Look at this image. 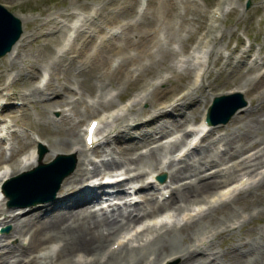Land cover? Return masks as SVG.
Returning <instances> with one entry per match:
<instances>
[{
  "label": "rangeland",
  "instance_id": "1",
  "mask_svg": "<svg viewBox=\"0 0 264 264\" xmlns=\"http://www.w3.org/2000/svg\"><path fill=\"white\" fill-rule=\"evenodd\" d=\"M140 1L142 0H0L2 4L21 18L23 26L21 37L16 43V48L13 49L12 52H7L0 57V100L6 103V106L0 111V122L4 119H11L13 122V130L8 132L7 139L5 141L0 140V163H5L6 161L10 162L13 156L14 158H22L21 156L27 152L29 145L32 143L31 138L33 134L37 135L41 143L45 146L42 161L46 162L50 160L57 153H67V151L69 152L71 149L70 144L73 143L71 141L72 139L74 143L76 140L79 142V136L84 121L94 117V115L96 116L99 112L105 111L107 112V116H109L108 120L101 125L98 133V144L91 153L88 152L85 155L86 159L81 165L84 166L83 168H87L90 171L99 170V173L96 175L101 173L125 172L127 164L124 162L127 161V157H121L112 151V147L117 143L116 135L119 134L124 137H129V135H131L133 140L140 142L143 129H137L135 126H132V131L130 130L131 132L125 134L124 131H120V127H122L121 124L131 126L134 124L135 120V122L138 123L141 118L143 119L153 112L151 108H153L152 106L154 103L157 104L156 102L160 100H166L167 97L170 99L171 96V101L179 99V96H182L180 91L185 89L186 94L180 101L178 100L179 102H176L178 104L176 109L169 110L167 114L158 115L155 118V122L144 129V131H147V134L154 133L157 140L155 142L151 141L152 144H150V141L148 143L142 141L137 145L138 149H136L135 154L132 153V156H136L139 151L143 154H147L149 150L151 152V148H155L159 144L161 149H158L159 151L155 150L157 151L155 152L156 159L159 163L157 164L158 168H160V166L163 167V170L166 172L165 179H167L166 181L168 182L167 174H169L172 168L180 166L184 162H188L189 159L193 161L201 152L200 150L206 148L207 145H210L212 152L216 153L215 158L217 160V156L223 152V149L226 147L224 140H226V138L235 139L237 145L240 144L239 146L241 148L233 155L234 157L232 156L233 158L231 159H220L218 163L216 161L212 166L208 165L207 168L202 171V175L203 172L204 174L217 173V179L223 181L226 179V175L222 174V172L218 174V171L223 169L221 167L225 169L230 168L228 173L229 171L232 173V168L229 167L230 165L244 162L246 168L240 169L234 174V176L236 175V179L241 177L238 185H240V180L243 181V184H241V187H236L232 190L223 186L219 187L214 190L215 192L213 191L209 197L200 201L203 209L198 212L195 216L196 219L194 218L192 222L198 223L205 220L206 224H201V226L198 227L199 231L192 234L190 238H186L182 245L186 244L192 246V248L195 247L192 242L193 238L197 236L200 237L203 233V239H205L209 245L205 244V247L202 246V248H205V251L210 249L212 252L214 251L215 254L217 253L216 257L219 261L224 260L223 262L227 264L229 258L235 261L237 259L236 256L244 255L245 257L241 258V262L247 264L248 258L258 255L259 250L257 245L264 241V186H261L264 184V127L260 125L258 129L256 128L255 132H249L247 136L243 135L244 131H246L244 128V126L246 127V122L253 117L259 116L263 111V108L260 106L262 104H260L257 97L259 88L264 83V0H249L250 2L248 5L246 3L247 0H144L145 7L139 6L138 3H140ZM159 11H161L160 14ZM214 11L216 12L215 15H213ZM147 13H149V15ZM160 15L162 16L160 17ZM147 19L148 21L145 22ZM128 27L132 28L129 31H124ZM137 28L140 30H144L145 28L148 30L153 29L150 33L154 35V37L151 36L152 46H150L151 42L146 45V51L151 49L152 53L147 52L149 55L144 57L145 60L139 57V61L130 59L134 55L136 49L133 47L131 49V46H124V37L122 36L128 35L127 37L136 43L140 39V32ZM174 35L176 39H174ZM114 36L116 37V44L120 47L116 45L112 50L107 51L101 65L90 72L91 69L88 68L87 64L83 63L84 56L81 58L77 57L84 41L86 39V41L89 40L88 47L90 48L88 50L93 54L92 58L95 59L100 49L103 48L102 41L105 38L109 39ZM121 38L122 41L120 40ZM124 56L129 57L130 60H126ZM123 64L125 66H123ZM53 65L58 67L59 72ZM143 66H145L144 69ZM127 70H129V74H127ZM106 72L115 73V79L112 82H109L106 77L103 79V75ZM124 72H126L127 75H125ZM42 73L46 76L45 78L42 76ZM92 73L94 74L92 75ZM178 73L179 75H177ZM176 76H179L180 79H177ZM260 77H262L261 80H259ZM161 78H165V80L168 79L165 83L166 87H168V85L170 87V83L173 79L179 83L175 82L173 84L174 86H172L173 88L170 87L171 90L159 100L158 98L150 96L152 95V90H149L150 88H147L145 84L150 80L157 81ZM119 79L121 82H117ZM54 88L59 90L60 99H64V101L60 103L62 105H53L48 102L56 95L53 93ZM248 88L249 90H247ZM250 88H252V90H250ZM229 90H239L243 97L242 99L246 100V105L233 113L225 123H213L205 140L202 141L200 146L191 150L185 160H174L176 148L182 143L181 137L178 140V143L181 142L179 145L168 143L166 142V138L168 134H171V130L173 131V129L169 128L162 133H157L153 126L161 123L162 120L165 121L176 118L179 116V113H184L190 118L184 124L190 121H196L199 118L201 110L207 106L208 102L216 93ZM192 93L197 97L198 103L195 107H193V105H187L189 104L188 102ZM129 96L131 97V104L129 103V106L124 108V110H117V104H120V102ZM16 100H21V106L15 103ZM100 100L105 101L107 104H99L98 102ZM155 100L157 101L155 102ZM85 104L88 108L91 107V109H89L90 112L86 114L85 111L82 110ZM192 108H194V110H192ZM260 117L263 116L261 115ZM116 118L121 121L119 124ZM74 124H76L75 138L68 140L64 147L61 148L51 145L65 134V131L62 132V129L66 130V127H73ZM183 127L184 126H182V129ZM176 130H181V128ZM109 131L112 135H115L114 138ZM186 137L184 136V138ZM206 138L208 139L206 140ZM120 140L121 142L128 141L126 138ZM22 142L23 144L25 142L24 145L26 147L23 146V148L19 149V145H21ZM4 146H6V148H4ZM7 147H10V149ZM133 150L134 149H132V151ZM92 154L98 157L97 162H92L90 160ZM75 156L82 158L84 155L78 152ZM35 159L37 161V156ZM32 160L34 161V159ZM14 161L17 162V160ZM245 161L250 163V165ZM113 162L117 164H111ZM121 163L123 166L120 165ZM3 168H5L3 169L4 171L8 172L11 166L9 168L8 166ZM144 168L134 170L133 167H130V170L125 173L128 176L122 181L119 187L126 188L131 181H144L147 175L146 172L143 173V170H145ZM74 170L65 178L73 177ZM136 171H141L142 174L138 177L133 176L134 173V175L137 174ZM95 173L96 172L91 173L90 177H94ZM3 174H0V182ZM195 178L196 175L194 176L193 174L183 176L178 179L179 181L169 182V186L171 188L182 186L181 184L194 180ZM90 180V178H87L83 180L80 185L90 182ZM95 180H97V178ZM244 181H247L245 182L246 184ZM80 187L79 190L75 192L72 190H69V192H62L60 196H57L58 199L56 197V201L48 205L47 208L43 207L36 211L21 209L22 213L16 215L18 217L15 221L17 220L18 222L24 219L29 220L38 217L42 219L45 210L51 213V211L59 212L71 208H79L81 206L93 210V205L89 203L90 200L80 202L79 205H74L85 196L81 193ZM103 188L104 187L98 188V190ZM147 189L151 190L149 186ZM103 195L105 196L106 194ZM108 197L110 198L111 195H108ZM250 197L253 199L251 200ZM120 198L121 197L118 196L116 197V199L120 201V204L110 206L106 212L96 211V216L114 217L116 220H119V212L132 211V214H135L145 210L143 207L144 205L132 207L130 210H127V199L121 200ZM225 202H227V204ZM94 203L96 206V201H94ZM190 205V208H192L195 206V203ZM229 205L233 208V215L229 214L228 216H230V218L227 216L228 221L225 223L223 221L225 218V216H223V211L226 206ZM177 206L178 204H174L173 209ZM16 208L17 207H8L4 200L0 199V227L11 224L9 230L0 234V245L8 243L5 241L6 239H13L14 244H12L11 249L21 246L20 241H22V237L27 241L28 237L32 234V230H30L28 226L25 228L22 227L21 230L18 231L13 230L14 220L10 221V217L13 216ZM173 209H168L173 213L171 217H166L162 220H160L161 217H159L158 220H155L158 224L167 219L171 221L166 225H157L154 229V233H162L168 228H173V226L179 228L182 224L184 225L182 221L183 213L179 211V208H176V211ZM8 215H10L9 218ZM198 217L202 218H199V220ZM222 217L223 219H221ZM208 218L209 220H207ZM192 222L185 224L189 225L192 224ZM221 222L224 225H222ZM140 224L143 228L144 224ZM223 226L226 229H224ZM128 228H123L115 238L118 235L122 236L125 234ZM205 230L208 231L205 232ZM195 234L197 235L195 236ZM144 235H146L145 232ZM53 237L54 239H56V237L57 239L60 238L55 235L49 236V239L47 238L40 247L41 250H39V248H32V250L26 251L23 255L25 259L33 257L36 252L39 251L43 252L44 255H42L35 264H59L60 261H55V253H57L59 248H54L59 240L49 242V240H54ZM113 238L114 236L111 237V239ZM132 243H136V241L134 240ZM247 244H251L252 250L250 254L245 255L243 249ZM231 245H240L238 248L239 250L232 249ZM210 250L208 253L211 252ZM228 253L230 255H228ZM84 254L78 253L73 256L72 259L77 262V264H83L88 258ZM116 254H118V252ZM202 258L204 260V257ZM243 259H246V261ZM26 262L25 260L23 263L30 264V262ZM0 264H4L3 260H1ZM108 264H110V260ZM174 264H179V260H176Z\"/></svg>",
  "mask_w": 264,
  "mask_h": 264
},
{
  "label": "bare ground",
  "instance_id": "2",
  "mask_svg": "<svg viewBox=\"0 0 264 264\" xmlns=\"http://www.w3.org/2000/svg\"><path fill=\"white\" fill-rule=\"evenodd\" d=\"M129 1V0H128ZM131 10V9H129ZM155 10V9H154ZM148 11V10H147ZM146 11V12H147ZM161 11H159L160 14ZM164 12V11H163ZM158 13V12H156ZM167 13V12H166ZM60 14V13H59ZM149 15V13H147ZM155 14V13H154ZM171 14V13H170ZM153 15V14H151ZM167 15V14H166ZM73 16V15H72ZM162 15H160L161 17ZM165 16V15H164ZM169 16V15H168ZM146 17V16H145ZM144 18V17H143ZM153 18V17H152ZM166 18V17H165ZM169 18V17H168ZM167 18V19H168ZM21 19V18H20ZM77 20V19H76ZM112 20V19H111ZM114 20V19H113ZM145 20V19H143ZM22 21V20H21ZM148 19L145 21L147 22ZM155 21V20H152ZM58 22V21H57ZM75 22V21H74ZM151 22V21H150ZM171 22V19H170ZM81 23V22H80ZM154 23V22H153ZM167 23V22H166ZM53 24V23H52ZM159 24V23H158ZM162 24V23H161ZM48 25V24H47ZM56 25V23H55ZM58 25V24H57ZM136 25V24H134ZM168 25V24H167ZM174 25V24H172ZM50 26V25H49ZM98 26V25H97ZM153 26V25H152ZM160 26V25H159ZM164 26V25H163ZM166 26V25H165ZM56 27V26H55ZM61 27V26H60ZM80 27V25H79ZM156 27V25H155ZM168 28H170L169 26H167ZM123 28V27H122ZM132 28V27H131ZM130 27H128L126 30L124 31H129L131 29ZM154 28V27H153ZM162 28V27H161ZM172 28V27H171ZM175 28V27H174ZM59 29V28H58ZM62 29V28H61ZM116 29V28H115ZM138 29V28H137ZM136 29V30H137ZM158 29V28H157ZM81 30V29H80ZM123 30V29H121ZM133 30V29H132ZM140 32V39L134 43L133 41H131L126 35H122L124 37V46H131L130 48L132 49L135 48L136 51L134 52L135 57H131L130 59L132 60H138L139 61V57L140 59L147 57L149 54L147 52L152 53V50H147L146 51V45H148V43L151 42L150 46H152V38L151 36L154 37V35H152L150 33V31L152 30H148V29H144V30H140L138 29ZM165 30V29H164ZM123 31V33H124ZM156 31V30H155ZM161 31V30H160ZM172 31V29H171ZM121 32V31H120ZM138 32V31H137ZM159 32V31H157ZM176 32V29H175ZM208 32V31H207ZM129 33V32H128ZM127 33V34H128ZM168 33V32H167ZM209 33V32H208ZM78 34V33H77ZM86 34V33H85ZM134 34V33H133ZM88 36V35H87ZM121 36V37H122ZM175 36V35H174ZM178 36V35H177ZM85 37V36H84ZM122 37V38H123ZM135 37V36H134ZM157 37V35H156ZM173 37V35H172ZM122 38L120 39L122 41ZM178 38V37H177ZM180 38V37H179ZM138 39V38H137ZM176 39V36L175 38ZM173 39V40H174ZM87 40V39H86ZM85 40V41H86ZM133 40V39H132ZM136 40V39H135ZM155 40V39H153ZM159 40V39H158ZM157 40V41H158ZM20 41V40H19ZM83 43V46H81L82 48L79 50L77 57L81 58L82 56H84V61L83 63L87 64L88 68L91 69L90 72H92V70H94L97 66L101 65V63L103 62L104 58H105V53L107 51H110L113 49L114 46H118V44H116V37H110L109 39L105 38L102 41V46L103 48L100 49V52L97 54V57L95 59L92 58L93 54L91 52H89V48L88 47V41H86ZM175 41V40H174ZM178 41V40H177ZM17 43V42H16ZM14 44L12 49L10 50V52L13 51V49L16 48L17 44ZM79 43V42H78ZM154 43V42H153ZM77 44V43H76ZM80 44V43H79ZM74 45V44H73ZM72 46V44H71ZM76 47V46H74ZM73 47V48H74ZM88 47V48H87ZM120 47V46H118ZM67 48V47H66ZM78 48V47H77ZM122 48V47H121ZM149 48V47H148ZM73 50V49H72ZM116 50V49H115ZM9 52V53H10ZM163 52V51H162ZM216 52V51H215ZM73 54V53H72ZM110 54V53H109ZM136 54V55H135ZM214 55V54H213ZM75 57V58H77ZM126 60H130L129 57L124 56ZM123 57V58H124ZM216 57V55H215ZM77 58V59H78ZM136 58V59H135ZM90 62H89V60ZM149 59V58H148ZM151 59V58H150ZM218 59V58H217ZM145 60V58H144ZM152 60V59H151ZM74 62V61H73ZM89 62V64H88ZM123 62V61H122ZM141 62V60H140ZM121 63V62H120ZM128 63V62H126ZM134 63V62H133ZM143 63V62H142ZM125 64V63H124ZM123 64V66H125ZM135 64V63H134ZM156 64V63H155ZM158 64V63H157ZM244 65V64H243ZM118 66V65H117ZM137 66V65H136ZM147 66V65H146ZM159 66V65H158ZM54 68L58 67L55 65H53ZM114 67V66H113ZM120 67V65H119ZM135 67V66H134ZM145 66H143L144 69ZM123 68V67H122ZM130 68V67H129ZM128 68V69H129ZM148 68V67H147ZM240 68V67H239ZM116 69V68H115ZM138 69V68H137ZM140 69V68H139ZM150 69V68H149ZM87 70V69H86ZM135 70V69H133ZM207 70V69H206ZM64 71V70H63ZM109 71V70H108ZM113 71V70H112ZM126 71V70H125ZM129 70H127V74ZM233 71V70H232ZM235 71V70H234ZM56 72V71H55ZM59 72V69H58ZM148 72V70H147ZM236 72V71H235ZM54 73V72H53ZM64 73V72H63ZM95 73V72H94ZM92 73V75L94 74ZM117 73V72H116ZM125 75L126 72H124ZM234 73V72H232ZM57 74V73H56ZM205 74V73H204ZM264 74V73H263ZM115 73H109L106 72L103 75V79H105V77L108 79L109 82H112L115 78H114ZM179 75V73L177 74ZM227 75V74H226ZM183 76V74H182ZM125 77V76H124ZM177 79H180L179 76H176ZM263 77V76H262ZM262 77L259 78V80L262 79ZM53 78V77H52ZM131 80V79H130ZM264 80V79H263ZM129 81V80H128ZM168 81V79L165 80V78H161L158 79L157 81L154 80L153 82H149V84H151V88L150 90H152V95L153 98H158L159 100L162 99L170 90L172 86H174L173 84L175 82H177L175 79H173V81L170 83V87L168 85V87L165 86V83ZM258 81V80H257ZM117 82H121V80L119 79ZM255 82V81H254ZM264 82V81H263ZM147 83V82H146ZM179 83V82H177ZM256 84V83H255ZM260 84V83H259ZM102 86V85H101ZM176 86V85H175ZM186 86V85H185ZM188 87V86H187ZM173 88V87H172ZM184 88V87H183ZM259 88V87H258ZM254 89V88H253ZM75 90V89H74ZM140 90V89H139ZM185 90V89H184ZM249 90V88L247 89ZM250 90H252V88H250ZM190 91V90H189ZM179 92V91H178ZM53 93L56 94L54 96V98L50 99L48 102L49 104H57V105H62L60 104L61 102L64 101V99H60V94H59V90H57L56 88H54ZM1 94V93H0ZM77 94V93H74ZM176 94V93H175ZM178 95V94H177ZM58 97V99H57ZM176 97V96H174ZM146 98V97H145ZM172 98V96H171ZM171 98L166 100H160L159 102H156L157 100H155V102L157 104H153V112L150 115H147V117L145 118H141L138 122V125H135V128L137 129H144L151 125V123L155 122V118L158 115H162V114H166L169 111L166 109V107H170L171 109H176L178 104L171 101ZM182 98V97H181ZM179 98V99H181ZM197 97L195 95H193L190 97L189 100V104H187L188 106L193 105V107H195V105H197ZM258 100L260 101V105L263 108V111L259 114V116L253 117L252 119L248 120L246 122V127L244 126V128L246 129V131H244V136H247V133L249 132H255L256 128L258 129L260 127V125H262L261 127H264V83L260 86L259 88V93H258ZM7 100V99H5ZM4 100V101H5ZM173 100V99H172ZM177 99H174V101ZM187 100V99H186ZM77 101V100H76ZM5 103V102H4ZM83 103V102H82ZM99 104H107L105 101L100 100L98 102ZM46 104V103H45ZM86 105V104H85ZM83 107L82 110L85 111L86 113H89V109H91V107H87V105ZM109 106V105H108ZM50 107V106H49ZM102 107V106H101ZM53 108V107H52ZM191 108V107H190ZM196 109V108H195ZM147 110V109H145ZM178 110V109H177ZM192 110H194V108H192ZM257 110V109H256ZM80 111V110H79ZM93 111V110H92ZM91 111V112H92ZM127 111V110H126ZM147 112V111H146ZM151 112V111H150ZM149 113V112H148ZM248 113V112H247ZM145 114V113H144ZM251 114V113H250ZM249 114V115H250ZM179 116L170 120H162L161 123L156 124V126H153L155 129V132H164L166 131V129H178V128H182V126L184 125V123H186L187 120H189L190 118L187 117V115H185L184 113H179ZM263 117H260V116ZM141 116V115H140ZM144 117V116H143ZM114 118V117H113ZM159 118V117H158ZM161 118V117H160ZM188 118V119H186ZM118 122V124L121 122L118 118H116ZM195 120V119H194ZM136 121V120H135ZM134 121V122H135ZM16 122V121H15ZM123 122V121H122ZM13 123V122H12ZM133 123V122H132ZM110 124V123H109ZM108 124V125H109ZM155 124V123H154ZM115 125V124H114ZM13 126V125H12ZM15 126V124H14ZM122 127H120V131H124L125 134L131 132V127L132 126H128V125H123L121 124ZM114 127V126H113ZM117 127V126H116ZM152 127V126H151ZM13 128V127H12ZM75 129H76V124H74L73 127H66V130L62 129V132L65 131V134L60 137L58 140H56L53 144L54 147L57 148H61L64 147L65 143L68 140H71L72 138H75ZM116 129V128H115ZM125 129V130H123ZM131 130V131H130ZM142 131V138H140V142L137 140H133L132 136L129 135V137H124L122 135L117 134V138L116 141L117 143L115 144L114 147H112V151L114 153H117L119 156L121 157H127V161H125L124 163H126L127 170H130V167H133L134 170H138V169H143L144 167H146V169H160L158 168V162L156 159V154L155 152L159 151L161 149V146L158 145L155 148H151V152L149 150V153L147 154H143L142 152H137L136 156H132V153H136V149H138L137 145L140 144L142 141H146L147 143L150 141H156V137L154 133H148L147 131ZM110 132V131H109ZM139 132V131H138ZM60 133V132H59ZM111 133V132H110ZM119 133V132H118ZM112 134V133H111ZM121 134V133H120ZM165 135V134H164ZM252 135V134H250ZM121 136V137H120ZM212 136V135H211ZM210 136V137H211ZM108 137V134H107ZM106 137V138H107ZM135 137V136H134ZM112 138V137H111ZM114 138V137H113ZM126 138L128 141L126 142H121L120 139H124ZM241 138V137H240ZM208 138H206L207 140ZM223 139V138H222ZM242 139V138H241ZM240 139V140H241ZM252 139V138H251ZM21 140V139H20ZM113 140V139H112ZM205 140V139H204ZM73 143L70 144V152H72V145L75 143H80L77 142V140L73 141V139L71 140ZM70 141V142H71ZM107 141V140H106ZM225 144L226 147L223 149V152H221L217 157L218 159L216 160L215 152H212L210 145H207L206 148H203V150H200L201 152L196 156V158L193 161H189L188 162H184L182 163V165L177 166L175 168H172L169 171V174H167L168 176V182H173L178 180L180 177L183 176H187L190 174H193L194 176L196 175V178L194 180H191L189 182H185L183 184H181L182 186H177V187H173L171 190V194L163 201V202H158L156 201V198H154L153 194L150 192H146L148 191L147 188H145V190L143 191V196L144 199L141 203H143V207H145V211L144 213L141 214H135L132 215L130 212L125 213L124 211L119 212V220H116L114 217L110 218L107 216H102V217H97L96 216V212H94L93 210H89L86 207H79V208H71V209H67L64 211H59V212H52L49 214H44V216L41 218H35V219H24L21 221L17 220L15 221V219L17 218V216H13L12 219L10 220H14V224H13V230L18 231L21 230L22 227H26L28 226V228H30V230H32V234L30 235V240L28 245L25 247L24 245L15 247L14 249H11L8 245V243H5L7 250L5 251H0V262L1 260L4 259V257L12 254V255H16L17 260L14 262V264H24L23 262L25 261L22 257L24 253L28 250H32V248H40L42 246V244L47 240V238L51 235H55V236H59L57 239H53L54 240H49V242H55L57 240H59L61 242L59 249L57 251L56 254V260L55 261H60L59 264L63 263V264H77V262H75L72 257L75 256L78 253L84 254L86 255L88 258L86 259V261L83 264H108L109 260H110V264H158V262L162 261L163 259H168V258H176V260H179V264H226L225 262H223L222 260L219 261L216 257L215 252L211 251L210 249V253H206L205 252V248L202 247H193L189 246V245H182L183 241L186 238H190V236H192V234L196 233L199 231V226H201V224H206V221H200V222H192V224H182L181 227H174L173 228H168L165 231H163L162 233H154L151 232L152 228L156 227H148L147 231L148 234H150L151 236L153 235V233L155 234L154 237L150 240H148L145 244H142V246H137V247H130L129 246V242H124L121 243L119 242L118 246L116 248L111 247V243L112 240L111 237L115 236L121 231L122 228H125L127 226H129L130 224H135L137 221H139L142 217L147 216V215H153L155 212H160L161 210H163L164 208H172L173 209V205L174 204H178V206L176 208H179L181 210H186L189 208L190 204H194V203H200V201H203V199H206L207 197H209L211 195V193L218 189L221 186L227 185L229 183L230 180H232L233 178L236 177V175L234 176L235 172L246 168V164L244 162L242 163H234L232 165H230L229 167L232 168V173L230 172L229 174H227V176L225 177V180H218L217 179V173H210V174H204L202 175V171H204L205 168H207L208 165H211L220 159H231L233 158L236 152H238L240 150V144L237 145L235 139L233 138H226ZM247 141V140H246ZM182 142V140H181ZM180 142V143H181ZM208 142V141H207ZM210 142V141H209ZM222 142V141H221ZM238 142V141H237ZM51 143V142H50ZM175 144H177L176 142H174ZM242 143V141H241ZM152 144V142L150 143ZM154 144V143H153ZM209 144V143H208ZM179 145V144H178ZM206 145V144H205ZM25 146V145H24ZM141 146V145H140ZM251 146V145H250ZM26 147V146H25ZM24 147V148H25ZM53 147V148H54ZM174 147V146H173ZM245 147V146H244ZM217 148V146H216ZM253 148V147H251ZM132 149H134L132 151ZM159 149V150H158ZM215 149V148H214ZM157 150V151H155ZM217 150V149H216ZM219 150V149H218ZM260 150V149H258ZM17 151V150H16ZM59 151V150H58ZM57 151V152H58ZM80 152L84 151V150H80ZM215 151V150H214ZM249 151V150H248ZM51 152V149H50ZM54 152V151H53ZM68 152V151H67ZM77 152V151H76ZM245 152V150H244ZM3 154V153H2ZM13 154V153H12ZM258 154V153H257ZM78 155V154H77ZM251 155V154H249ZM0 156H1V152H0ZM194 156V155H193ZM233 156V157H232ZM50 157V156H47ZM251 157V156H250ZM3 159V158H2ZM10 159V158H8ZM78 164L76 169L74 170L73 173V177H69V178H64L62 180V184L61 187L59 188V191L57 193L58 196H60L62 194V192L64 191H68L72 190L73 192L79 190L80 184L83 180H86L91 171L86 170L85 168H83V166L81 165L80 162V158H78ZM122 159V158H121ZM185 160V159H184ZM192 160V159H191ZM10 161V160H9ZM124 161V159H123ZM36 162V159H34V161L31 158H28L25 161L22 162H15L14 161V165L11 167L10 171H4L3 177H6L8 175H13L16 174L22 170L25 169H29L31 166H33ZM246 162V161H245ZM224 163V162H223ZM220 163V164H223ZM248 163V162H246ZM258 163V162H257ZM111 164H117L116 162H113ZM250 165V163H248ZM263 164V163H262ZM110 165V164H108ZM120 165L123 166V164L121 163ZM125 165V164H124ZM255 165V163H254ZM259 165V164H257ZM248 167V166H247ZM211 168V167H210ZM230 169V168H229ZM92 170V169H91ZM221 170V169H220ZM219 170V171H220ZM218 171V174L220 173ZM222 172V171H221ZM94 173V172H92ZM99 173V172H98ZM97 173V174H98ZM140 174H142V172H137V174L135 176H139ZM239 175V174H238ZM194 178V177H193ZM241 178V177H240ZM240 178H238L237 180H239ZM91 179V178H90ZM236 179V178H235ZM255 179V178H254ZM235 180V181H237ZM253 180V179H251ZM179 181V180H178ZM35 182H37L35 180ZM234 182V181H233ZM252 182V181H249ZM263 182V180H262ZM175 183V182H174ZM259 186V185H258ZM261 186H264L261 185ZM28 189H24V193H29L32 191V187L28 186ZM247 188V187H246ZM242 189V188H240ZM243 190V189H242ZM249 190V189H248ZM61 191V192H60ZM215 192V191H214ZM225 192V191H223ZM227 192V191H226ZM248 192V191H247ZM223 195V194H222ZM231 195V194H229ZM255 196V195H254ZM249 197V196H248ZM244 198V197H243ZM251 198V197H250ZM247 199V196H246ZM253 198H251L252 200ZM84 201V200H83ZM82 202V201H81ZM242 202V201H241ZM263 202V201H262ZM52 204L51 201L50 202H44V203H40L37 204V207H44L47 206L48 204ZM77 204L74 205H79L80 202H76ZM227 204V202H225ZM224 203V204H225ZM245 203V202H244ZM233 204V203H232ZM73 205V206H74ZM50 207V206H49ZM210 207V206H209ZM233 207V206H232ZM142 208V207H139ZM175 208V209H176ZM227 208V209H226ZM226 208L223 211V216H225L224 218V222L227 223L228 221V217L230 218V216H228L229 214H232L233 212V208H231V206H226ZM175 209H173L174 211H176ZM217 209V208H216ZM232 209V210H231ZM3 210V209H2ZM209 210V209H208ZM206 211V210H204ZM206 214V213H205ZM213 214V213H212ZM209 215V214H207ZM211 215V214H210ZM233 215V214H232ZM204 216V214H203ZM228 216V217H227ZM209 217V216H208ZM6 218V217H5ZM200 217H198L199 219ZM202 218V217H201ZM200 218V219H201ZM233 218V217H232ZM196 219V218H195ZM199 219V220H200ZM223 219V217L221 218ZM20 220V219H18ZM209 220V218L207 219ZM211 220V219H210ZM4 221V220H3ZM178 221V220H177ZM13 222V221H12ZM214 222V221H213ZM236 222V221H234ZM175 223V222H174ZM211 223V222H210ZM209 223V224H210ZM222 223V222H221ZM230 223V220H229ZM233 223V222H231ZM133 224V225H134ZM179 224V223H178ZM175 224V225H178ZM218 224V223H217ZM163 225V224H162ZM166 225V224H165ZM216 225V224H215ZM219 225V224H218ZM222 225H224L222 223ZM227 225V224H226ZM225 225V226H226ZM232 225V224H231ZM172 226V225H171ZM229 226V225H228ZM227 226V227H228ZM152 227V228H151ZM213 227V226H212ZM211 227V229H212ZM215 227V226H214ZM222 227V226H221ZM224 227V226H223ZM23 228V229H24ZM166 228V227H164ZM22 229V230H23ZM151 229V230H150ZM163 229V228H162ZM201 229V228H200ZM214 229V228H213ZM216 229V228H215ZM220 229V228H219ZM224 229H226L224 227ZM234 229V228H233ZM29 230V229H28ZM150 230V232H149ZM204 231V230H203ZM202 231V232H203ZM208 230H205V232H207ZM210 231V230H209ZM26 232V231H25ZM200 232V233H202ZM30 233V231H29ZM146 233V232H145ZM18 234V233H17ZM199 234V233H198ZM203 234V233H202ZM200 235V237H195L193 238V244H199V240L204 236ZM227 234V233H226ZM15 235V234H14ZM197 234H195L196 236ZM206 235V233H205ZM29 236V235H28ZM149 236V237H151ZM202 236V237H201ZM148 237V238H149ZM194 237V236H193ZM26 238V237H25ZM216 238V237H215ZM23 239V237H22ZM49 239V238H48ZM260 239V238H259ZM191 240V239H190ZM249 240V239H248ZM188 241V240H187ZM253 241V240H252ZM48 242V243H49ZM105 242V243H104ZM220 242V240H219ZM241 242V241H240ZM255 242V241H254ZM47 243V242H46ZM143 243V242H142ZM212 243V242H211ZM257 243V242H256ZM188 244V243H187ZM208 244V243H206ZM244 244V243H243ZM192 245V244H191ZM209 245V244H208ZM256 245V244H255ZM232 246V249H238L240 245L237 246ZM129 247V248H128ZM211 247V246H210ZM10 248V249H9ZM120 248V249H118ZM215 248V247H214ZM231 248V247H230ZM257 248L259 250L258 255H256V257H250L248 258V263L247 264H264V241L263 243L261 242L260 244L257 245ZM2 249V248H1ZM217 249V248H216ZM215 249V250H216ZM231 249V250H232ZM43 250V249H42ZM118 250V251H117ZM207 250V249H206ZM208 250V251H209ZM213 250V249H212ZM239 250V249H238ZM241 250V249H240ZM252 250V246L251 244H247V246H245V248L243 249L244 254L248 255L250 254ZM122 251V252H120ZM218 251V249H217ZM220 251V250H219ZM229 251V250H228ZM118 252V254H116ZM221 252V251H220ZM120 253V254H119ZM219 253V252H218ZM224 253V252H223ZM232 253V252H231ZM236 253V252H235ZM241 253V252H240ZM254 253V252H253ZM116 254V255H115ZM233 254V253H232ZM256 254V252H255ZM211 255V257H210ZM214 255V256H213ZM228 255H230L228 253ZM253 255V254H252ZM39 257V256H38ZM37 255H35L34 257L31 258V260H28L26 263L30 262V264L32 263H36V260H38ZM204 257V260L203 258ZM229 257V256H228ZM237 259L235 261H232L230 258L228 260L227 264H245L244 262H241V258L245 257L244 255L241 256H236ZM112 258V259H111ZM50 259V258H49ZM246 261V259H243ZM70 261V262H67ZM40 262V261H39ZM57 263V262H56Z\"/></svg>",
  "mask_w": 264,
  "mask_h": 264
},
{
  "label": "water",
  "instance_id": "3",
  "mask_svg": "<svg viewBox=\"0 0 264 264\" xmlns=\"http://www.w3.org/2000/svg\"><path fill=\"white\" fill-rule=\"evenodd\" d=\"M22 30L20 17L0 2V57L11 50L13 44L20 37ZM234 97H236V94L215 98L211 106L209 120L211 122L219 120L225 123L239 106L245 104V100L242 98L233 102ZM44 150L45 148L41 149L39 159ZM66 157L69 156L58 155L54 160L48 163L40 162L32 170H29L30 172H24V178L31 179V177H38V180H36L38 182L31 184L34 190L30 193L43 194L44 196L54 195L59 188L62 178L73 167V156L70 157L72 159L71 164L68 163L65 166H61Z\"/></svg>",
  "mask_w": 264,
  "mask_h": 264
},
{
  "label": "snow or ice",
  "instance_id": "4",
  "mask_svg": "<svg viewBox=\"0 0 264 264\" xmlns=\"http://www.w3.org/2000/svg\"><path fill=\"white\" fill-rule=\"evenodd\" d=\"M93 127H95V125H93Z\"/></svg>",
  "mask_w": 264,
  "mask_h": 264
}]
</instances>
